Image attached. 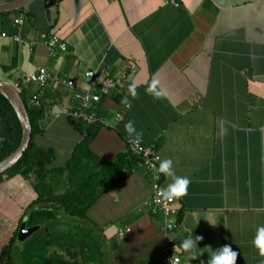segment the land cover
<instances>
[{
  "label": "crops",
  "instance_id": "1",
  "mask_svg": "<svg viewBox=\"0 0 264 264\" xmlns=\"http://www.w3.org/2000/svg\"><path fill=\"white\" fill-rule=\"evenodd\" d=\"M23 12L27 19L14 27ZM50 12L48 19L43 0H33L0 14V81L20 86L29 108L38 97L44 115L34 141L54 150L53 166L64 167L83 138L85 124L60 111L74 108V93L97 91L84 81V72L116 76L133 67L136 74L119 93L103 96L97 107L108 127L99 129L90 150L103 162L127 153L126 138L135 136L124 126L133 121L143 133L140 142L156 146L159 166L172 159L175 175L190 180L187 195L174 199L176 226L168 233L182 264H208L224 246L238 253L236 264H264L253 244L264 226V0H58ZM17 34L23 44L12 41ZM48 36L67 51L51 58L44 44ZM40 68L74 87L25 83ZM153 80L164 92L159 99L145 91ZM133 82L135 97L129 92ZM161 176L164 189L172 178ZM152 195L149 173L138 166L80 219L87 246L77 251L80 236L57 232V258L74 264H167L164 221L151 212ZM14 197L26 203L32 194L20 188ZM34 235L17 240V249L39 239ZM189 235L202 238L196 259L181 248ZM98 242L104 248L97 249Z\"/></svg>",
  "mask_w": 264,
  "mask_h": 264
},
{
  "label": "trees",
  "instance_id": "2",
  "mask_svg": "<svg viewBox=\"0 0 264 264\" xmlns=\"http://www.w3.org/2000/svg\"><path fill=\"white\" fill-rule=\"evenodd\" d=\"M20 95L24 101L22 91ZM26 108L32 131L30 144L18 163L0 175V264H74L73 261L59 260L56 255L47 257L44 251L56 245L52 240L58 235L51 232V227H55L63 215L86 219L95 203L136 169L140 160L127 152L110 162L101 161L90 150L100 127L84 125L83 138L70 160L64 167H54V150L41 147L34 141L42 132L39 122L44 110L42 106L29 108L26 105ZM21 138L17 116L0 95V162L17 150ZM27 187L32 194L31 201H18L14 197L15 189ZM25 218L28 226H41L33 239L39 234H44L45 238L30 239L22 250H18L16 241ZM180 218L179 215L178 221ZM32 248L34 256L29 257Z\"/></svg>",
  "mask_w": 264,
  "mask_h": 264
},
{
  "label": "built area",
  "instance_id": "3",
  "mask_svg": "<svg viewBox=\"0 0 264 264\" xmlns=\"http://www.w3.org/2000/svg\"><path fill=\"white\" fill-rule=\"evenodd\" d=\"M174 3V2H173ZM176 5V4H175ZM26 14L20 13L13 22V26L19 28L23 25L26 20ZM7 37L6 34L2 35ZM12 41L19 44H23V38L17 34L11 37ZM49 56L55 57L58 52H66L67 47L64 43L60 42L55 36H48L44 42ZM136 74V69L131 67L128 72L124 74H119L116 76L111 75L109 72H95L91 70H86L83 74V79L90 85V88L96 89L94 92L88 90L86 92H76L73 95L75 106L73 109L63 108L60 112L70 116L76 121L82 122L87 126L93 127H108V124L101 115L97 112V107L101 105L102 98L105 95H109L114 92H118L120 85L127 82L132 76ZM25 83H35L39 87L44 88L50 83H57L65 85L69 88L74 87V82L54 76L46 71L44 68L38 69L35 73L28 76ZM18 91H21L20 86L16 85ZM119 93V92H118ZM30 105L35 108H40L41 103L37 96H33L30 99ZM122 116L117 115V121H121ZM116 125L112 126L115 127ZM126 146L128 152L136 156L140 162L138 166L143 168L150 176V183L152 187V199L149 202L152 214L160 215L164 221L163 232L165 236V244L163 248V254L166 259L167 264H182V259L179 254L173 251L174 241L171 237H168L170 233L176 226V219L173 218L172 205L174 201L164 200L159 194L163 190L161 188L162 176L157 172L160 156L157 152V148L154 144L145 146L141 142L137 143L135 138L127 137Z\"/></svg>",
  "mask_w": 264,
  "mask_h": 264
},
{
  "label": "clouds",
  "instance_id": "4",
  "mask_svg": "<svg viewBox=\"0 0 264 264\" xmlns=\"http://www.w3.org/2000/svg\"><path fill=\"white\" fill-rule=\"evenodd\" d=\"M158 85L159 81L153 80L146 88V94L151 95L155 99H159L164 96V92L158 89ZM136 88L137 84L135 82L129 86V92L133 97L136 96ZM124 127L126 133L135 136L137 143L141 141L143 133L137 131L133 121H128ZM173 163L174 162L172 159H164L161 161L159 169H157L158 173L172 178V182L169 183L167 187L164 188L159 194L164 200L169 202L187 195L188 186L190 184V180L187 177H178L175 175ZM200 239L202 238L196 237L193 239L192 236L189 235L182 241L181 248L185 252L189 253L191 259L197 258L196 246L197 241ZM253 244L258 249L259 255L264 257V226L258 227ZM237 255L238 253L233 251L230 246H224L218 253L215 252L212 255L211 259L208 261V264H236ZM177 264H179V261H177Z\"/></svg>",
  "mask_w": 264,
  "mask_h": 264
},
{
  "label": "water",
  "instance_id": "5",
  "mask_svg": "<svg viewBox=\"0 0 264 264\" xmlns=\"http://www.w3.org/2000/svg\"><path fill=\"white\" fill-rule=\"evenodd\" d=\"M33 0H11L0 4V14L13 13L27 7ZM58 0H43V8L47 18H51V8ZM0 95H2L14 110L22 130L21 143L17 150L0 162V175L14 167L23 157L32 136L31 123L26 105L15 85L0 81ZM40 230L39 226L27 228V218L21 224L17 240L21 243Z\"/></svg>",
  "mask_w": 264,
  "mask_h": 264
},
{
  "label": "rangeland",
  "instance_id": "6",
  "mask_svg": "<svg viewBox=\"0 0 264 264\" xmlns=\"http://www.w3.org/2000/svg\"><path fill=\"white\" fill-rule=\"evenodd\" d=\"M79 226H81L80 229H81V231H83L84 223H83L82 220H80L78 218H74L73 219V218L67 216L66 218H64V220H61V222H59L56 227H53V228L51 227V232L52 233H55V232L57 233L58 232L60 234H65L67 236H68V233L76 234L78 237L80 236L79 242H81L82 244L79 245V248L77 247V251H79V249H81V247L87 246V239H89V238H86L84 235L81 234L82 232L79 230ZM78 230H79V232H78ZM93 230L94 229H91L92 232H93ZM41 235L42 234H39L37 236V238H41ZM96 247H97V249L104 248L103 244H101L100 242L97 243ZM33 250H34V248H32L30 250V252L28 254L29 257H33L34 256ZM44 252H46V255L48 254L49 257H53L54 255H56V253H55V251H54V249L52 247H50L49 250L48 249L45 250ZM38 256L39 255L37 254V257Z\"/></svg>",
  "mask_w": 264,
  "mask_h": 264
},
{
  "label": "flooded vegetation",
  "instance_id": "7",
  "mask_svg": "<svg viewBox=\"0 0 264 264\" xmlns=\"http://www.w3.org/2000/svg\"><path fill=\"white\" fill-rule=\"evenodd\" d=\"M31 227H32V226H28V225H27V228H31Z\"/></svg>",
  "mask_w": 264,
  "mask_h": 264
}]
</instances>
